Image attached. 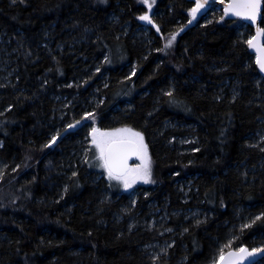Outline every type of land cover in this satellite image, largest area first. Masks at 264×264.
I'll list each match as a JSON object with an SVG mask.
<instances>
[{
    "label": "trees",
    "instance_id": "16d2710c",
    "mask_svg": "<svg viewBox=\"0 0 264 264\" xmlns=\"http://www.w3.org/2000/svg\"><path fill=\"white\" fill-rule=\"evenodd\" d=\"M192 6L159 0L139 37L136 0H0V43L14 70L7 80L0 71V264H210L230 235L223 251L263 242L264 77L247 43L252 29L243 34L244 23L218 9L193 21ZM90 90L97 129L128 127L147 145L150 185L129 215L135 224L118 217L127 195L119 183L97 162L74 165L72 131L57 135V147L43 141L55 96ZM188 133L196 144L183 156L169 141ZM186 177L191 201L182 206L202 207L201 219L169 214L151 225L135 215L162 197L160 206L178 209ZM241 209L255 218L233 229ZM163 241L170 247L153 259L149 245Z\"/></svg>",
    "mask_w": 264,
    "mask_h": 264
},
{
    "label": "rangeland",
    "instance_id": "374dc122",
    "mask_svg": "<svg viewBox=\"0 0 264 264\" xmlns=\"http://www.w3.org/2000/svg\"><path fill=\"white\" fill-rule=\"evenodd\" d=\"M149 2L152 5L151 8H149L147 4L144 3V0H136V3L144 7L145 13L147 12L152 20L153 17H155L158 14L157 5H158L159 0H149ZM214 9H218V8H214ZM137 20H138L139 26H137L134 33L139 37L140 36L143 37V35H145L147 26L151 24L152 22L141 20L140 16L137 18ZM247 31H249V29H247V25L243 26V34H245ZM252 35H253V32H251V34L246 33L247 39L249 40L252 37ZM0 46H1L0 47V71L2 72L3 78L7 80V78L12 77L14 75V70L12 68L11 63H8L7 58L6 59L3 58V55L5 57L7 55L6 53H3V51L6 49L4 43H0ZM102 78H103V75H100V77H98V80L100 81L102 80ZM69 86L71 87L72 84L69 83L67 87ZM55 97H56L55 101L57 102V106L56 108H54V115L51 117V120L45 122V125L47 124L50 125V128L48 130V133L43 137V141L45 142V144H48V141L51 140L53 136H57V133H59L60 139L62 140L69 139L73 136L72 139L76 140L75 142L76 146L72 150V160L77 162V164H74V165L79 164L80 166H82L84 163H88V159L90 163L97 162L98 164V161L95 158L97 155L95 147L90 142L92 139L91 130L93 126H95L96 124L95 118L93 117L91 109L94 108L97 104L98 91L90 90L88 96H81V97L80 95H77L75 93L71 95H66V96L62 94H57ZM89 107H92V108H89ZM1 112L2 110L0 109V113ZM85 113H90L91 116H86ZM78 118L84 119V122L81 126L79 125L74 126V123L76 119ZM68 125H73V126L69 128ZM68 131L69 132L72 131L70 133H74V135L69 136L70 134H68ZM57 141H60L58 137L55 141H53L52 145L57 147L58 144L60 143ZM169 144L174 146V148L176 149L175 151L177 153H180L183 156H190L193 152V147L196 144V140H195L194 135L188 133V134H183V135L172 137L169 141ZM148 156H149V153H148ZM67 161L68 160H66V162ZM140 163H141V160L137 157V160L133 162L131 166L139 165ZM96 167L98 168L97 171L104 170L103 168H100L98 166ZM3 168L4 166L0 163V175H1ZM112 181H114L115 183H119L122 186V188L127 192L125 200L123 201V204H122L123 205L122 206V210H123L122 216H118V217L120 219H124L125 215H127L128 216L127 222L129 224L137 223L140 217L137 218L134 223V222H130L129 215H131L132 210L136 206L135 203H136V200L138 199L139 194L143 193L144 195L141 194L143 195V197H146V195H148V191L146 190L147 187L145 186L150 185L149 180L147 181L136 180L135 183L131 184L129 188H124L123 184L119 181H116L114 179ZM178 183H179V186L177 188L178 193L176 194L177 200L180 204L178 209H170L169 207L171 206H169L166 203L163 204V206H160V203H164L165 201V198L162 197L161 200H158V201L156 200L154 203L152 201L148 202L145 207L141 206L135 215L137 216L138 214H140L141 218H145L149 215L150 220L152 221L151 225H154L153 222H159V221L162 222V220H165L166 222H168L169 214H174L175 216H182L184 217V221H187L188 219L197 220V219H201L202 216H205L207 212L202 207H192V206L183 207L182 206L183 204H186L191 201L190 178H187V177L182 178L181 180H179ZM139 186H142V187L138 188ZM131 202H132V208L130 209L128 208V206H129V203ZM148 209L150 210L149 213H148ZM253 218L255 217L251 216L248 212L241 209L239 210L238 215L236 216L231 227L233 229L234 228L239 229L241 226L248 225V223L252 221ZM146 224L150 226V224L148 223ZM156 227L159 229L160 233H163V234L168 233L170 231L169 228L166 227V224H163V223H161V225L160 224L156 225ZM233 235H230L229 240L227 241V243L224 244L225 247L228 245L229 242H231V240L234 239ZM262 241H263L262 243L256 244L252 248L264 247V239ZM169 247H170L169 242H166V241L157 242V243H153L149 245L148 252L153 258L154 257L156 258L158 255L165 253ZM225 247H223L222 245V249ZM217 260L218 259H216V262ZM212 262H210V264H212ZM257 264H264V262L263 263L260 262Z\"/></svg>",
    "mask_w": 264,
    "mask_h": 264
},
{
    "label": "snow or ice",
    "instance_id": "6c2138e0",
    "mask_svg": "<svg viewBox=\"0 0 264 264\" xmlns=\"http://www.w3.org/2000/svg\"><path fill=\"white\" fill-rule=\"evenodd\" d=\"M144 3L151 8L149 0H144ZM205 0H196L195 5L188 9L193 17L197 12L204 7ZM261 0H228L224 7V13H233L238 17H245L256 21L257 12L260 8ZM141 20L153 22L151 17L146 12L140 16ZM223 19V17H221ZM154 23V22H153ZM159 31V27H157ZM258 36H264V29H258ZM176 33L173 32L167 40L165 47L171 45L175 39ZM255 37L250 38L247 43L250 47H256ZM257 64L261 71H264V45L257 47ZM107 59V57H105ZM99 71V69H97ZM171 95V93H169ZM11 107V105H9ZM86 116H91L90 113H85ZM78 123V122H75ZM73 125H68L71 128ZM59 135V133H57ZM91 144L96 150L97 166L104 169L109 180H116L123 184L124 188H129L136 180H149L151 176V158L148 156L147 145L144 143L143 134L134 129L123 127L118 129L100 130L93 126L91 130ZM57 139L53 136L48 144H52ZM264 139V137H262ZM47 146V145H45ZM137 156L141 163L139 165L130 166L127 163L129 156ZM19 167V165H17ZM76 175V173H73ZM261 215H264L262 213ZM199 223V222H197ZM243 227H247L244 225ZM187 231V229H185ZM261 251V249H252L251 253L247 247L241 246L238 249L225 253L220 250V260L222 264H237L238 261L244 260L250 254ZM155 259V257L153 258ZM212 264H216L213 260Z\"/></svg>",
    "mask_w": 264,
    "mask_h": 264
},
{
    "label": "water",
    "instance_id": "95a60500",
    "mask_svg": "<svg viewBox=\"0 0 264 264\" xmlns=\"http://www.w3.org/2000/svg\"><path fill=\"white\" fill-rule=\"evenodd\" d=\"M186 1L191 2L193 4V6L196 3V0H186ZM227 3H228V0H205L204 7L201 8L194 17L191 15L192 20L194 21L196 19V17L206 15L210 10H212L214 8H218L219 10H221L224 13V7ZM262 7H263V3L261 0L260 8L257 12V18H256L255 22H253L251 19H248L245 17H238V16L234 15L233 13H228L227 15H225V13H224V15L228 18H239L243 23H246L249 27H251L252 32H253L252 38L253 37L256 38L255 39L256 47H250L249 46V50L254 55L255 63L258 66L260 73L264 77V71L260 70V67L256 62L257 55H258L257 47L264 45V43H263V37L264 36H258L257 35L258 29H263L260 25V21L262 19ZM136 160H137V156L132 155V156L128 157L127 163H128V165L131 166L132 163L135 162ZM247 248L249 249L250 253H251V250L254 249V248H249V247H247ZM257 249H261V251L250 254L244 260L238 261L237 264H255V263H258L259 261H261L262 259H264V247L257 248ZM232 250H235V249H227L224 252L227 253V252L232 251ZM216 264H222V261L220 260V256H219Z\"/></svg>",
    "mask_w": 264,
    "mask_h": 264
},
{
    "label": "bare ground",
    "instance_id": "6f19581e",
    "mask_svg": "<svg viewBox=\"0 0 264 264\" xmlns=\"http://www.w3.org/2000/svg\"><path fill=\"white\" fill-rule=\"evenodd\" d=\"M253 36V35H252ZM252 38V37H251ZM252 54V53H251ZM253 55V54H252ZM253 57H254V55H253ZM254 61H255V57H254Z\"/></svg>",
    "mask_w": 264,
    "mask_h": 264
}]
</instances>
